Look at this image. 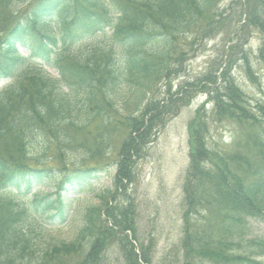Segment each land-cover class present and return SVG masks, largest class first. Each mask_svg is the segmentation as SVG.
Here are the masks:
<instances>
[{
	"label": "trees",
	"instance_id": "obj_1",
	"mask_svg": "<svg viewBox=\"0 0 264 264\" xmlns=\"http://www.w3.org/2000/svg\"><path fill=\"white\" fill-rule=\"evenodd\" d=\"M221 1L0 0V81L29 58L59 75L31 72L0 92V264H108L115 248L118 263L152 264L153 242L141 241L136 205L119 187L134 181L135 162L165 126L162 119L198 88L213 110L199 109L189 125L177 264H264V238L252 236L250 226L264 223V103L252 105L232 75L239 60L251 72L244 48H230L219 76L213 64L177 92L169 84L189 52L180 43L204 45L227 21L232 26L231 14L244 21L239 39L247 31L262 37L264 58V0H232L220 8ZM89 36L100 40L75 49ZM125 87L139 95L136 117L120 114ZM223 123L236 126L230 149L216 147L210 134ZM51 150L62 166L53 165ZM114 154V195L106 190L99 205L85 207L71 241L56 240L51 230L72 217L67 194L89 191L101 177V161Z\"/></svg>",
	"mask_w": 264,
	"mask_h": 264
},
{
	"label": "rangeland",
	"instance_id": "obj_2",
	"mask_svg": "<svg viewBox=\"0 0 264 264\" xmlns=\"http://www.w3.org/2000/svg\"><path fill=\"white\" fill-rule=\"evenodd\" d=\"M232 0L221 1L220 8L226 7ZM244 1V0H243ZM238 8V7H237ZM230 22L223 24L222 33L208 40L204 45H189L188 42H181L180 48L185 53L189 51L184 61L180 73L170 78L169 84L172 92H177L181 85L191 83L198 77L206 74L211 65H215V69L224 67L225 51H228V42L235 38L233 31L234 25H238V16L230 15ZM235 25V26H236ZM220 27V26H219ZM246 34V35H245ZM239 44L244 48V55L248 56V65L251 68L249 74L246 70V61L239 60L238 65L233 68V76L241 90L245 92L248 100L252 105L255 103H264V58L261 57L260 48L262 47V39L256 31L246 32ZM96 38L82 40L75 49L82 48L90 42H96ZM236 43V41H234ZM188 44V45H187ZM233 44V43H232ZM239 54V52H236ZM226 59V58H225ZM218 60L217 62H211ZM43 69L56 76V72L45 65ZM41 68L37 60L26 61L15 75L19 76L23 73H29ZM10 82L0 83V90ZM130 88L125 87L120 91L122 101L119 103L121 113L125 115L132 111L139 101V95ZM204 88L194 89L190 95L189 103L181 106L179 111H170L163 119L165 126L160 129L155 138V142L149 145L141 159H138L134 165L135 179L132 183L125 184L127 197L135 203L137 208V229L141 239L149 244L150 238L156 244L153 251V264H162L167 253L170 251L171 257H175L179 251V245L183 236V200L184 180L187 178V169L189 170L191 140L189 133V122L195 117L196 110L205 102L208 96ZM136 96V98H135ZM181 96V95H180ZM149 98V97H148ZM167 103V100L164 104ZM124 107V108H123ZM212 105L205 106L204 109L211 114ZM211 135L216 147H229L231 144V132L234 133L236 126L223 123L220 126L212 125ZM48 156L58 161L56 151L50 152ZM75 156V153H74ZM72 159V157H71ZM114 159V156H113ZM60 165V164H59ZM62 166V165H60ZM116 167L112 166L108 173H104L102 177L94 182L92 189L81 193L77 197V201L73 204L72 219L66 226L54 231L55 238L60 241H71L77 234V224L81 220V213L84 206L88 204L98 203L95 194H101L107 189H114V175ZM121 193H125L121 190ZM75 198L74 195H69ZM118 199L124 200L123 196ZM78 212V213H77ZM77 213V214H76ZM76 214V216H75ZM252 233L255 236L264 238V224L253 221L251 224ZM112 263L108 260V264H120L116 261L119 257L118 249L112 250L109 254ZM264 259V258H263Z\"/></svg>",
	"mask_w": 264,
	"mask_h": 264
}]
</instances>
